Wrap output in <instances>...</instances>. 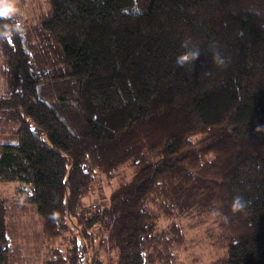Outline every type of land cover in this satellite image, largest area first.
<instances>
[{
  "label": "trees",
  "instance_id": "1",
  "mask_svg": "<svg viewBox=\"0 0 264 264\" xmlns=\"http://www.w3.org/2000/svg\"><path fill=\"white\" fill-rule=\"evenodd\" d=\"M5 24L0 182L30 196L0 199V264H183L185 217L218 230L208 264H264V0H42Z\"/></svg>",
  "mask_w": 264,
  "mask_h": 264
},
{
  "label": "rangeland",
  "instance_id": "2",
  "mask_svg": "<svg viewBox=\"0 0 264 264\" xmlns=\"http://www.w3.org/2000/svg\"><path fill=\"white\" fill-rule=\"evenodd\" d=\"M37 3H42V0H13V6L16 9L15 12L21 13L23 17L27 19H31L35 8L37 7ZM1 63L2 58L0 56V94L4 92L7 83L5 81L6 76L1 70ZM1 125L2 124H0V129H2ZM7 130H4L2 133H0V143L17 139L16 135L7 132ZM131 171L132 169L129 165H123L118 169L116 176L111 179L106 178L103 174H98L94 191L86 196L83 203L86 206L95 203L97 204L100 201H102L101 203H104L106 197L113 191L117 184L131 176ZM21 187H23L25 190L28 189V185L17 180L0 182V199H7L11 203L13 200L30 196V189H28L29 191H21ZM179 221L184 226L183 229L186 240L185 248H182L178 252L183 264H208L217 259L226 257V253L224 251L216 250L212 246V242L214 241L215 236L218 234L216 227H213L212 225L190 227L193 219L186 217L180 219ZM94 240H97V238ZM65 245L69 246L68 243ZM116 255V251H113L112 256L114 259L107 258V256H105L106 258L104 257L105 262H103V264H116Z\"/></svg>",
  "mask_w": 264,
  "mask_h": 264
},
{
  "label": "clouds",
  "instance_id": "3",
  "mask_svg": "<svg viewBox=\"0 0 264 264\" xmlns=\"http://www.w3.org/2000/svg\"><path fill=\"white\" fill-rule=\"evenodd\" d=\"M16 9L13 6V0H0V18L11 17L15 13ZM19 24H17V29ZM3 31H0V38L7 37L11 34L9 25L3 26ZM181 48L184 52L179 54L176 58V65L178 68H193L194 62L200 57L201 53L197 46L192 44L190 38L185 39L181 42ZM213 50L214 60L217 65H223L225 60L220 55L219 51L216 50L215 44L210 45ZM246 203L242 196L237 195L233 198L231 208L233 212H241L245 209Z\"/></svg>",
  "mask_w": 264,
  "mask_h": 264
}]
</instances>
